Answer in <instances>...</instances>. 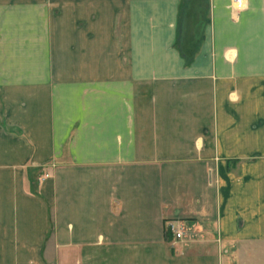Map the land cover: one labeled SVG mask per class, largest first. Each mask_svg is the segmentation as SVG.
<instances>
[{"label":"crops","instance_id":"1","mask_svg":"<svg viewBox=\"0 0 264 264\" xmlns=\"http://www.w3.org/2000/svg\"><path fill=\"white\" fill-rule=\"evenodd\" d=\"M234 1L0 0V264H264V0Z\"/></svg>","mask_w":264,"mask_h":264},{"label":"built area","instance_id":"2","mask_svg":"<svg viewBox=\"0 0 264 264\" xmlns=\"http://www.w3.org/2000/svg\"><path fill=\"white\" fill-rule=\"evenodd\" d=\"M246 9L245 0H235L234 1V10L236 13H240ZM49 175H45V179ZM167 233L172 235L173 245H176L179 242H183L187 234V226L181 220H171L167 223Z\"/></svg>","mask_w":264,"mask_h":264},{"label":"rangeland","instance_id":"3","mask_svg":"<svg viewBox=\"0 0 264 264\" xmlns=\"http://www.w3.org/2000/svg\"><path fill=\"white\" fill-rule=\"evenodd\" d=\"M183 9H185V7H183ZM183 44V42L181 41V40H179V46L181 47V46H184V44ZM41 174H43L42 172H36V173H34L33 174V177L35 178V180H36V185L39 183V181H40V179H41V177H42V175Z\"/></svg>","mask_w":264,"mask_h":264}]
</instances>
